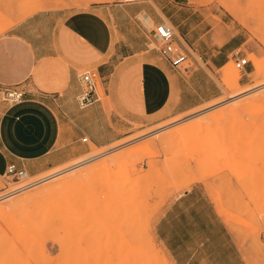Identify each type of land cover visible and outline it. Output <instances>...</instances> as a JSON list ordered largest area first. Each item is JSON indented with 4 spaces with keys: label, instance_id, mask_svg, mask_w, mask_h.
<instances>
[{
    "label": "rangeland",
    "instance_id": "obj_1",
    "mask_svg": "<svg viewBox=\"0 0 264 264\" xmlns=\"http://www.w3.org/2000/svg\"><path fill=\"white\" fill-rule=\"evenodd\" d=\"M187 1L205 29L195 37L208 31L205 40L215 46L229 38L238 45L221 68L188 61V70L178 71L184 106L197 107L133 124L120 140L89 144L79 158L28 178L62 170L59 177L0 201V264H174L155 238L154 225L167 203L195 184L214 202L248 262L264 263V85L257 86L264 83V0ZM118 2L0 0V35L13 21L40 10L73 13ZM236 53L249 61L243 72L233 65ZM257 66L261 75L255 78ZM227 72L236 74L237 86L222 80ZM97 91L103 101L99 84ZM238 91L243 96L229 101ZM241 102L245 106H237ZM7 105L0 93V115ZM102 152L108 154L70 170ZM4 187L0 177V190ZM40 189L47 192L16 204Z\"/></svg>",
    "mask_w": 264,
    "mask_h": 264
},
{
    "label": "crops",
    "instance_id": "obj_2",
    "mask_svg": "<svg viewBox=\"0 0 264 264\" xmlns=\"http://www.w3.org/2000/svg\"><path fill=\"white\" fill-rule=\"evenodd\" d=\"M195 17L187 0H119L73 13L40 10L5 27L0 93L15 89L22 98L0 115V177L9 165L42 174L79 158L89 144L120 140L133 124L197 107L184 106L180 70L150 48L155 26L168 23L190 62L224 66L236 41L215 46L205 40L208 31L195 37L205 30ZM88 70L97 73L104 100L80 108V74ZM154 236L174 264H264L248 262L200 184L167 203Z\"/></svg>",
    "mask_w": 264,
    "mask_h": 264
},
{
    "label": "built area",
    "instance_id": "obj_3",
    "mask_svg": "<svg viewBox=\"0 0 264 264\" xmlns=\"http://www.w3.org/2000/svg\"><path fill=\"white\" fill-rule=\"evenodd\" d=\"M131 2L133 0H126ZM152 38L154 40V49L173 69L188 70L189 66H184L189 61V57L186 51L175 41L173 28L166 24L161 23L155 26L152 31ZM233 65L239 72H243L249 65V61L245 57H239L238 53L232 57ZM81 91L77 97L80 108H86L93 104L99 103L101 97L97 91L98 76L96 72L84 71L80 74ZM2 94L5 96V100L9 104H15L20 102L22 93L15 89H4ZM87 138H83L82 142H86ZM99 153L87 158L85 161H92L101 157L103 154ZM74 167V165H73ZM59 172L48 174L37 180L28 181L29 176L24 170H18L14 165H9L6 171L1 176L5 182V187L0 190V201L10 198L24 190L34 187L43 182L52 180L59 175ZM9 183H16V185L10 189Z\"/></svg>",
    "mask_w": 264,
    "mask_h": 264
},
{
    "label": "bare ground",
    "instance_id": "obj_4",
    "mask_svg": "<svg viewBox=\"0 0 264 264\" xmlns=\"http://www.w3.org/2000/svg\"><path fill=\"white\" fill-rule=\"evenodd\" d=\"M64 3V2H63ZM55 4V3H54ZM42 5V4H41ZM40 5V6H41ZM39 6V7H40ZM87 6V5H86ZM44 6H42V8L41 9H44L43 8ZM38 8V7H37ZM46 9V8H45ZM48 9V8H47ZM233 69V68H232ZM234 70V69H233ZM232 70V71H233ZM230 71V70H229ZM234 73V72H233ZM232 72H227V73H223V78H222V80L226 83V84H229V85H231V86H237L238 85V78H237V76H236V74H233ZM254 77L256 78V77H258V76H260L261 75V66H257V68L255 69V71H254ZM260 84V83H259ZM264 85V83L263 84H261V85H258L257 84V86H263ZM255 86H256V84H255ZM244 92V91H243ZM260 95V94H259ZM241 96H243V93H242V91H238V92H236V93H234V94H232L229 98H230V100L229 101H232V102H234V101H236V100H238V98H240ZM251 99V98H250ZM234 100V101H233ZM252 101V100H251ZM234 104V103H233ZM232 104V105H233ZM237 106H245V103H238L237 104ZM233 107H235V105H233ZM215 108V107H214ZM223 112V111H222ZM201 113V112H200ZM197 115V114H196ZM195 115V116H196ZM193 116V115H192ZM194 116V117H195ZM193 118V117H192ZM209 119V118H208ZM209 121V120H208ZM189 128V127H188ZM178 131V130H177ZM180 131V130H179ZM185 132V131H184ZM183 132V133H184ZM182 133V132H181ZM179 134V133H178ZM110 152H113V150H111ZM105 154H108V152L107 153H104V155ZM101 156H103V155H101ZM99 158V157H98ZM86 162H88V161H84V160H82L81 162L79 161L78 163H76V164H74V167L72 166V167H70V170L72 169V170H74V168H76V167H79V166H81V165H83V164H85ZM70 166V165H69ZM68 166V167H69ZM69 169V168H68ZM69 171V170H68ZM61 172H62V170H61ZM61 172H60V175H61ZM69 172H71V171H69ZM68 173V172H67ZM64 174H66V172L64 173ZM63 173H62V175H64ZM57 177H59V175L57 176ZM56 178V177H55ZM54 179V178H53ZM63 182V181H62ZM62 184V183H61ZM10 189H12V187H10ZM47 192V190L45 189V190H39L38 191V193L37 194H34V195H31V193H30V195H27V196H25V197H23V198H21V199H19V200H17L16 201V204H22L23 205V203H26L27 204V202H29V201H32V200H34V199H36L37 198V196H40V195H43V194H45ZM28 194V193H27ZM42 198V197H41ZM3 210V208H0V211H2ZM134 250V249H133ZM133 253V252H132ZM134 257V256H133ZM137 258H138V260L139 261H141V260H143L142 259V255H137L136 256ZM135 258V257H134ZM131 264H133V262H131Z\"/></svg>",
    "mask_w": 264,
    "mask_h": 264
}]
</instances>
